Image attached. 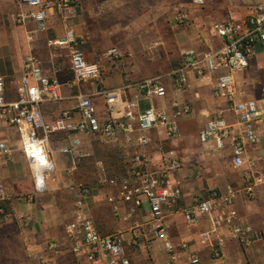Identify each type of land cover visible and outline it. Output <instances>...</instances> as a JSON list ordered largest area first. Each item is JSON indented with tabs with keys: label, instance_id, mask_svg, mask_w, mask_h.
<instances>
[{
	"label": "crops",
	"instance_id": "crops-1",
	"mask_svg": "<svg viewBox=\"0 0 264 264\" xmlns=\"http://www.w3.org/2000/svg\"><path fill=\"white\" fill-rule=\"evenodd\" d=\"M264 0H206L203 8L194 7L192 0H79V4L65 20L52 13L46 30L39 31L37 24L28 21L21 24L17 14L23 9L20 0H0V77L5 79L8 100L16 99V88L24 77V62L28 55H35L43 61L44 70L56 77L63 85V99L46 102L41 111L46 121H53L64 110H71L80 120L76 96H94L98 114L102 120L120 117L122 108L110 112L105 99L96 94L97 86L73 80L69 53L54 45L63 40L69 27L83 43V50L89 62L99 63L106 89H119L127 83L147 78H158L166 88L164 98H141L138 112L149 107L167 110L189 108V112L179 120L180 134L170 137L160 126L152 131V143L138 146V134L132 141L122 135L117 141H107L93 135H79L78 149L82 164L74 167L72 160L61 153V148L69 143L67 134H59L52 139L53 161L56 170L47 177V191L36 193V170L29 164L19 142V137L0 118V141L11 149L8 164L1 159V173L8 193L3 203L7 216L0 225V264H35L34 257L47 254L53 264H105L103 261L90 263L83 253L73 252L71 243H64L59 253L47 252L50 240L65 239L66 228L74 218L75 204L80 197V184H91L94 196L87 203L89 213L94 218L102 234H122L126 251L132 264H165L168 254L163 244L151 239L144 229L140 246L131 245L132 236L139 233L140 225L147 220L150 210L145 203L135 221H125V205H121L122 218H116L107 199L108 190L98 187L102 170H109V176L118 175L126 165V160L136 154L148 158V168L157 171L162 166L163 155L173 151L182 161V168L176 174L181 182L183 197L174 211L168 212L166 223L170 227V238L177 249L183 245L188 251L197 253L202 264H264V188L258 187V199L250 201L244 194L245 172L249 160L254 162V173L264 175V120L256 123L260 141L247 147L246 165L233 166L230 147L218 150L215 142L202 144L199 133L208 121L222 115L232 131H240L233 103L215 95L218 75L199 76L187 71L188 86L180 89L174 71L189 57L186 53L195 50L206 54L219 50L223 41L214 31L216 23L242 21L250 13V7ZM184 11L189 21L176 25L174 17ZM156 41V48L150 46ZM117 47L121 58L110 61L104 54ZM154 58L157 69L145 74L136 69V58ZM148 63V61H147ZM237 87L236 103L250 100L260 101L264 87V55L258 45L249 66L234 75ZM134 91H129L128 100L133 101ZM38 175L43 174L42 165L37 164ZM238 191L237 205L240 221L253 227L256 240L246 246L235 240H228L222 249V256L215 259L212 249L201 239V233L210 229V222L203 217L195 224L185 221L183 209L196 198H207L212 190L224 191L227 186ZM40 194V195H38ZM23 216L24 221L19 217ZM222 234H227L222 231ZM182 261L187 260L185 254Z\"/></svg>",
	"mask_w": 264,
	"mask_h": 264
},
{
	"label": "built area",
	"instance_id": "built-area-1",
	"mask_svg": "<svg viewBox=\"0 0 264 264\" xmlns=\"http://www.w3.org/2000/svg\"><path fill=\"white\" fill-rule=\"evenodd\" d=\"M23 5L17 18L21 24L33 21L39 31L46 30L47 22L52 13H57L65 20L76 9L79 0H20ZM194 7L203 8L206 0H192ZM189 21L184 11H179L174 17L176 25H184ZM214 31L223 41L222 47L211 53L198 54L195 50L186 53L189 57L174 71L180 89L188 86L187 71L192 70L199 76L205 77L217 74L215 95L224 97L233 103V111L238 118L240 131H232V125L222 116L210 119L199 133L202 144L215 142L218 150L231 148L233 166L237 169L246 165L247 147L260 141V134L255 125L264 120V87L261 90L260 101L250 100L236 103L237 87L234 75L245 70L259 45L264 55V2L250 7L249 15L242 21H228L216 23ZM54 45L69 49L70 69L73 80L77 84L88 83L97 86L96 94L102 96L110 112L122 108L120 117L102 120L93 95L79 94L76 96L77 109L81 114L76 120L75 112L64 110L53 121H46L41 111V105L46 102H59L63 99V85L56 77L49 76L44 70L43 61L35 55H28L24 62V77L16 88V99L8 100L5 79L0 77V118H4L8 125L19 137L22 150L29 164L42 165L45 181L40 185L39 175H36V193L47 191V177L55 172L53 161V137L67 134L69 143L61 148V153L69 157L74 167L82 164V157L78 153L79 135H93L107 141H117L122 135L132 141V135L138 134L137 144L140 147L152 143V131L160 126L167 130L170 137L180 134L179 120L189 112V108L179 109L174 113L167 110H157L149 107L138 112V101L141 98H164L166 88L158 78H147L138 82L127 83L119 89L102 87L103 74L99 63L86 59L83 43L76 36L73 28L69 27L65 38L54 42ZM110 61L121 58L117 47H112L104 54ZM129 91H134L133 101L128 100ZM38 150V151H36ZM11 149L7 143L0 141V222L6 216V209L2 204L8 199V193L1 173V159L8 164ZM245 172V196L250 201L258 199L257 188H264V175L254 173V162L249 160ZM182 168V161L175 152L163 155L162 166L157 171L148 168V158L136 154L126 160L123 172L109 176L102 170L98 187L107 194L112 213L121 219V205H125V221H135L139 210L147 202L150 210L147 220L140 225L139 233L132 236L131 245L140 246L144 229L148 230L151 239L163 244L168 254L165 264H202L197 253L188 251L183 245L177 249L171 241L166 223L168 212L174 211L183 197L181 182L176 174ZM80 197L75 204L73 220L66 228L65 239L50 240L46 243V251L59 253L64 243H71L73 252L83 253L90 263L99 261L105 264H132L129 258L125 240L122 234H102L89 213L87 203L94 196V188L80 184ZM238 191L229 185L224 191L212 190L207 198H196L193 203L183 209L184 219L189 224L199 222L207 217L210 229L201 233L202 241L211 249L215 259L222 256V249L228 240H235L250 246L256 240L252 226L240 221L237 205ZM24 221V217L20 216ZM26 225V222L24 221ZM227 234H222V231ZM187 260L182 261L184 255ZM35 264H53L47 254L34 257Z\"/></svg>",
	"mask_w": 264,
	"mask_h": 264
},
{
	"label": "rangeland",
	"instance_id": "rangeland-1",
	"mask_svg": "<svg viewBox=\"0 0 264 264\" xmlns=\"http://www.w3.org/2000/svg\"><path fill=\"white\" fill-rule=\"evenodd\" d=\"M156 44L157 43L154 40V41H152V45L150 47L151 48L153 47V49H155L156 48ZM64 51L67 54L69 53V49H67V48H64ZM147 61H148V63H147ZM154 61H155L154 58H148V60H147V59H141L140 57H137L136 58V61H135L136 69L139 70V71H141L142 73L150 74V73L154 72L157 69V66L155 65V62ZM119 172H121V171H119ZM106 173L108 174L109 173V170L106 169ZM83 185H87V186H90L91 187V184H89V183H86V184H83ZM38 195H40V194H38ZM1 223H3V221L0 222V225H1Z\"/></svg>",
	"mask_w": 264,
	"mask_h": 264
},
{
	"label": "bare ground",
	"instance_id": "bare-ground-1",
	"mask_svg": "<svg viewBox=\"0 0 264 264\" xmlns=\"http://www.w3.org/2000/svg\"><path fill=\"white\" fill-rule=\"evenodd\" d=\"M36 151H38V150H36ZM33 168L36 170V174L38 175V173H37V167L36 166H33ZM45 179L46 178H45V175L44 174L39 175L40 185H43Z\"/></svg>",
	"mask_w": 264,
	"mask_h": 264
},
{
	"label": "trees",
	"instance_id": "trees-1",
	"mask_svg": "<svg viewBox=\"0 0 264 264\" xmlns=\"http://www.w3.org/2000/svg\"><path fill=\"white\" fill-rule=\"evenodd\" d=\"M124 170V169H123ZM123 170H121V172H123ZM121 172H119V174L121 173ZM2 206H4L5 207V205L4 204H2ZM5 209H6V207H5ZM8 211L6 210V213H7Z\"/></svg>",
	"mask_w": 264,
	"mask_h": 264
}]
</instances>
